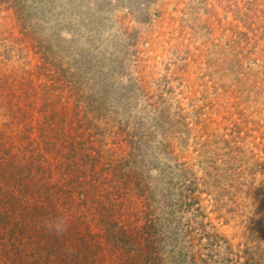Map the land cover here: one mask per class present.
<instances>
[{
  "label": "rangeland",
  "instance_id": "rangeland-1",
  "mask_svg": "<svg viewBox=\"0 0 264 264\" xmlns=\"http://www.w3.org/2000/svg\"><path fill=\"white\" fill-rule=\"evenodd\" d=\"M0 264H264V0H0Z\"/></svg>",
  "mask_w": 264,
  "mask_h": 264
}]
</instances>
